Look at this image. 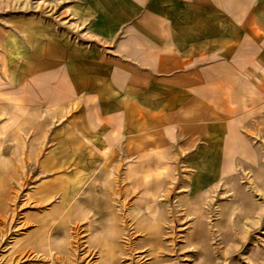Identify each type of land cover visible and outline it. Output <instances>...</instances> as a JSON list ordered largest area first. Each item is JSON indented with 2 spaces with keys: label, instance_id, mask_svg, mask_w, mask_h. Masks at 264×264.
Listing matches in <instances>:
<instances>
[{
  "label": "rangeland",
  "instance_id": "374dc122",
  "mask_svg": "<svg viewBox=\"0 0 264 264\" xmlns=\"http://www.w3.org/2000/svg\"><path fill=\"white\" fill-rule=\"evenodd\" d=\"M74 3L0 0V50L27 20L74 29ZM3 53L0 264H264L263 97L234 113L222 170L207 142L105 154L75 144L72 113L29 106Z\"/></svg>",
  "mask_w": 264,
  "mask_h": 264
},
{
  "label": "crops",
  "instance_id": "0c3cea01",
  "mask_svg": "<svg viewBox=\"0 0 264 264\" xmlns=\"http://www.w3.org/2000/svg\"><path fill=\"white\" fill-rule=\"evenodd\" d=\"M72 6L74 29L27 20L1 45L26 103L72 113L77 146L141 154L207 142L224 169L240 136L234 113L257 118L253 98H264V0Z\"/></svg>",
  "mask_w": 264,
  "mask_h": 264
}]
</instances>
